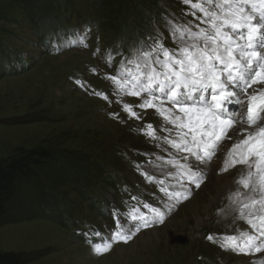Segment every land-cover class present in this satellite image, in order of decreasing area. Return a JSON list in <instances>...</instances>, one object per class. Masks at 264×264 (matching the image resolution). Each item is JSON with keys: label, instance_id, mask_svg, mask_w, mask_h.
I'll return each instance as SVG.
<instances>
[{"label": "rangeland", "instance_id": "obj_1", "mask_svg": "<svg viewBox=\"0 0 264 264\" xmlns=\"http://www.w3.org/2000/svg\"><path fill=\"white\" fill-rule=\"evenodd\" d=\"M10 1L0 0V167L34 150L56 158L59 152H71L100 165L93 179L102 176L106 192L100 211L93 206L99 196L94 180L63 186L60 192L70 203L68 230L37 218L8 221L0 226V253L28 256L27 264H264L263 218L247 226L245 215L260 212L238 198L247 193L256 198L260 187L252 191L245 180L240 186L236 179L237 190L213 202L217 167L194 182L189 173L203 165L181 157L194 153L185 144L188 136L178 116L187 112L181 103L187 88L180 101L171 103L175 72L194 73L198 48L207 47L206 32L225 30L224 20L233 18L223 2L240 3L158 0L163 16L151 20L149 39L137 37L133 22L126 23L122 42L109 39L99 20L85 14L91 8L87 0H78L72 23L55 31L45 2L28 19L22 12L6 17ZM68 29L74 38L55 40L53 34L62 36L57 31ZM46 30L51 31L46 39L36 33ZM152 92L155 99H149ZM192 112L191 121L181 116L188 125L198 120ZM110 144L126 149L135 160L123 158L122 163L119 149L112 155ZM142 208L145 217H150L147 211L155 215L151 224L142 223L145 231L116 246L117 230L110 233L115 222L121 228L135 225L134 212ZM77 231L84 240H76ZM90 239L98 240L97 245Z\"/></svg>", "mask_w": 264, "mask_h": 264}, {"label": "trees", "instance_id": "obj_2", "mask_svg": "<svg viewBox=\"0 0 264 264\" xmlns=\"http://www.w3.org/2000/svg\"><path fill=\"white\" fill-rule=\"evenodd\" d=\"M89 1L106 36L120 37L123 26L133 22L140 27L139 35L143 34L150 18L162 14V6L158 0ZM43 2L49 7L48 14L52 15V20L56 23L54 31L60 27L67 28L73 17V4L77 0H11L9 8L5 10V16L9 17L17 10L31 19ZM85 14L92 15L88 10ZM139 18L143 19V24ZM49 34L50 30L43 33L45 37ZM115 147L117 148L118 144ZM58 155L59 158H56L54 154L44 149L34 150L22 153L0 167V226L14 219L37 218L68 230L69 224L65 214L68 213L70 203L66 201L60 189L66 185L91 183L100 165L87 157L78 155L72 157L71 152H59ZM64 160L72 162L71 165L67 166ZM82 165H87L88 168L84 169ZM76 191L79 195H84L82 189L76 188ZM84 197L88 201L91 199ZM11 204H16L13 210L8 208ZM21 206L25 208H20ZM27 257L14 253H0V264H27L30 260V258L27 260Z\"/></svg>", "mask_w": 264, "mask_h": 264}, {"label": "bare ground", "instance_id": "obj_3", "mask_svg": "<svg viewBox=\"0 0 264 264\" xmlns=\"http://www.w3.org/2000/svg\"><path fill=\"white\" fill-rule=\"evenodd\" d=\"M70 56H71V54H70ZM203 98H204V92H201L200 91L197 95H194L193 94L191 100L187 103L188 104V108H189V106H194V107L200 106L199 105V101L202 100ZM233 109H236V111L238 112L237 108H235V107L231 109L232 112H233ZM203 110L204 109H194V110H191V112L192 111H196V113H198V112H201ZM236 111L234 113H236ZM192 115H193V112H192ZM187 118H189L188 120L191 121L192 116L191 117H188L187 116ZM192 121H193V124L194 125H200V124H196V123H199L198 120L194 119ZM189 123L190 122H187L186 124H189ZM190 125H192V124H190ZM253 131H254V129L248 130V129H245V128L235 127L227 135V138H229V147L231 145H233L234 143L238 142L240 139H243L246 135H249ZM181 157L183 158V161L185 163H188L189 158H191L192 161L195 160V157L192 154H191V156H181ZM219 161H220V165L221 166H219L217 164L218 169H220V168L223 169V166L226 165V164H228V160L225 162L224 161V158H222V157L219 158ZM262 162H263V165L261 166V163ZM198 163L202 164L203 167L200 170H198V169L195 170V172H196V175L198 174L199 176H202L203 178L206 176V174L210 173V171L212 170V166L215 167V165H208V163H205V162L200 161V160L198 161ZM233 168H235V169L232 170ZM230 171L227 172V173H225V174H223V175H217L216 174V171H215V173H213V174H216L217 175V176L215 175L216 177L214 176V179L217 180V186L215 187L216 194L212 198L213 199V202L216 201V200L219 201V199L221 200V198L223 199V197L225 196V194L227 192L231 193L232 190L236 189V187H237L236 186V179L238 180L240 178L246 177L249 174L254 175L255 173H257V174L262 175L263 182H264V156L261 157V158H259V159H257V164L256 165H253V164H250V163H241L239 165H236V166L230 168ZM205 178H207V177H205ZM260 185H261V191H262L264 189V184H260ZM247 195H248V193H247ZM261 195L263 196L262 198H264V191L261 192ZM152 232H154V231H152ZM149 234L150 233H148V235ZM140 236H142V235H140ZM240 262L242 263V260H240Z\"/></svg>", "mask_w": 264, "mask_h": 264}]
</instances>
